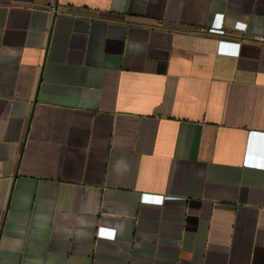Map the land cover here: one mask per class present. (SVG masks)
Masks as SVG:
<instances>
[{
  "label": "crops",
  "instance_id": "obj_1",
  "mask_svg": "<svg viewBox=\"0 0 264 264\" xmlns=\"http://www.w3.org/2000/svg\"><path fill=\"white\" fill-rule=\"evenodd\" d=\"M255 36L264 0H0V264H264Z\"/></svg>",
  "mask_w": 264,
  "mask_h": 264
},
{
  "label": "built area",
  "instance_id": "obj_2",
  "mask_svg": "<svg viewBox=\"0 0 264 264\" xmlns=\"http://www.w3.org/2000/svg\"><path fill=\"white\" fill-rule=\"evenodd\" d=\"M199 31H200V32H208V31H210V30L207 29V28H205V27H200V28H199ZM253 39H254L255 41H257V42H264V37H263V36H255Z\"/></svg>",
  "mask_w": 264,
  "mask_h": 264
}]
</instances>
